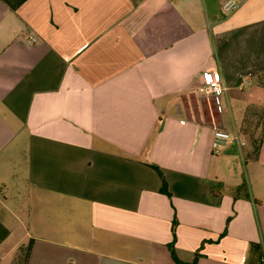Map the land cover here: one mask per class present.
Here are the masks:
<instances>
[{
    "label": "crops",
    "instance_id": "crops-1",
    "mask_svg": "<svg viewBox=\"0 0 264 264\" xmlns=\"http://www.w3.org/2000/svg\"><path fill=\"white\" fill-rule=\"evenodd\" d=\"M226 1L0 0V264H264V0Z\"/></svg>",
    "mask_w": 264,
    "mask_h": 264
},
{
    "label": "built area",
    "instance_id": "built-area-1",
    "mask_svg": "<svg viewBox=\"0 0 264 264\" xmlns=\"http://www.w3.org/2000/svg\"><path fill=\"white\" fill-rule=\"evenodd\" d=\"M237 7V3L229 0L223 4L222 10L224 13H231L232 11L237 9ZM35 40V37H28L26 43L30 45L34 43ZM206 87L207 93L213 98L216 104L217 111L218 113H220L225 87L223 85L219 71L212 70L210 73H208L206 77ZM234 142L239 144L240 146L244 145L243 141H241L238 134L229 133L223 129L216 128L212 136L211 154L213 156H217L226 146ZM1 259L2 258L0 256V261Z\"/></svg>",
    "mask_w": 264,
    "mask_h": 264
},
{
    "label": "trees",
    "instance_id": "trees-1",
    "mask_svg": "<svg viewBox=\"0 0 264 264\" xmlns=\"http://www.w3.org/2000/svg\"><path fill=\"white\" fill-rule=\"evenodd\" d=\"M10 10L14 11L16 10L17 8H19L26 0H1ZM254 149L253 152H257L258 149H259V145H260V138L257 140V142L254 143ZM253 148V146H252ZM235 191L236 192H245L247 191V185H246V182L243 181V183H241V185L237 186L235 188ZM160 192L162 194H165L167 196H169V193L167 191V187H166V184L165 182L163 181L162 182V187L160 189ZM247 199H249V196L246 195ZM176 225V221L173 222V230H172V234H173V241H174V227ZM168 248H169V251H170V254H171V257L173 259V261L176 263V264H196V260H197V257H198V254L195 255L193 261L191 263H183L181 261L178 260V258L176 257V254H175V250H174V246H173V242L170 243L168 245ZM30 250H31V244L23 247V248H20L18 253H17V256H16V260L14 262V264H27L28 262V257H29V254H30Z\"/></svg>",
    "mask_w": 264,
    "mask_h": 264
},
{
    "label": "rangeland",
    "instance_id": "rangeland-1",
    "mask_svg": "<svg viewBox=\"0 0 264 264\" xmlns=\"http://www.w3.org/2000/svg\"><path fill=\"white\" fill-rule=\"evenodd\" d=\"M255 119L254 120H247V122L253 123V125H246L242 126L241 129L246 134V140L249 145L253 146L252 149H254V143L257 142V140L260 138L261 134V122L264 116V106L261 107L258 110L254 111Z\"/></svg>",
    "mask_w": 264,
    "mask_h": 264
}]
</instances>
